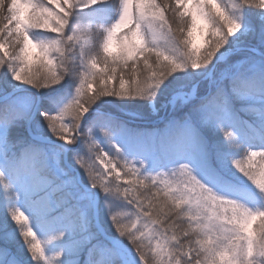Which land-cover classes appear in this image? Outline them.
<instances>
[{
    "label": "snow or ice",
    "instance_id": "obj_1",
    "mask_svg": "<svg viewBox=\"0 0 264 264\" xmlns=\"http://www.w3.org/2000/svg\"><path fill=\"white\" fill-rule=\"evenodd\" d=\"M0 89V264H264V0H0Z\"/></svg>",
    "mask_w": 264,
    "mask_h": 264
},
{
    "label": "trees",
    "instance_id": "obj_2",
    "mask_svg": "<svg viewBox=\"0 0 264 264\" xmlns=\"http://www.w3.org/2000/svg\"><path fill=\"white\" fill-rule=\"evenodd\" d=\"M157 3L158 4H165V3H172L174 4V0H157ZM169 15V19L171 20L172 19V16H171V13L168 14ZM172 27H176V24L175 23H172ZM2 93V89H0V94ZM144 121H147V120H140L138 121L139 122H144Z\"/></svg>",
    "mask_w": 264,
    "mask_h": 264
},
{
    "label": "rangeland",
    "instance_id": "obj_3",
    "mask_svg": "<svg viewBox=\"0 0 264 264\" xmlns=\"http://www.w3.org/2000/svg\"><path fill=\"white\" fill-rule=\"evenodd\" d=\"M114 2L118 3V0H114ZM139 123L142 124V125H146V124L149 123V121H144V122H139ZM258 167H259V164H258ZM101 170H102V168H101Z\"/></svg>",
    "mask_w": 264,
    "mask_h": 264
}]
</instances>
